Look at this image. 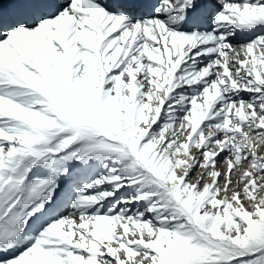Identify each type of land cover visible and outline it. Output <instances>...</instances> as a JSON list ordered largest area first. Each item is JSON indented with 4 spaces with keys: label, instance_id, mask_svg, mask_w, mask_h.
<instances>
[{
    "label": "snow or ice",
    "instance_id": "obj_1",
    "mask_svg": "<svg viewBox=\"0 0 264 264\" xmlns=\"http://www.w3.org/2000/svg\"><path fill=\"white\" fill-rule=\"evenodd\" d=\"M0 264H264V0H0Z\"/></svg>",
    "mask_w": 264,
    "mask_h": 264
},
{
    "label": "rangeland",
    "instance_id": "obj_2",
    "mask_svg": "<svg viewBox=\"0 0 264 264\" xmlns=\"http://www.w3.org/2000/svg\"><path fill=\"white\" fill-rule=\"evenodd\" d=\"M195 177H193V179H194Z\"/></svg>",
    "mask_w": 264,
    "mask_h": 264
}]
</instances>
